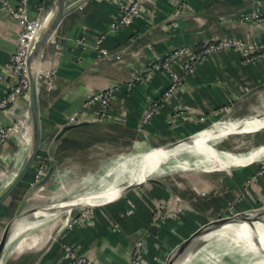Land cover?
Instances as JSON below:
<instances>
[{"label":"crops","instance_id":"0c3cea01","mask_svg":"<svg viewBox=\"0 0 264 264\" xmlns=\"http://www.w3.org/2000/svg\"><path fill=\"white\" fill-rule=\"evenodd\" d=\"M1 1L17 2L0 0V6ZM35 2L31 0L28 6L32 15L38 13ZM45 2L42 12L48 13L55 0ZM128 2L65 0L59 25L34 59L36 72L54 69L55 76L50 89L44 85L37 91L41 146L29 180L37 165L45 164L46 171L53 166V170L41 186L34 187L36 182L25 180L0 206V234L12 222L0 264H71L63 243L96 264H128L138 240L145 245L141 264H163L174 246L209 216H223L229 205L234 213L264 206V173L243 191L244 182L257 169L252 167L249 172L246 166H233L230 171L208 172L202 179L189 177L185 186L173 179L165 180L170 190L141 184L110 202L94 206L89 224L67 227V221L80 210L68 211L67 206L56 207L63 208L61 211L50 206L47 212L22 215L35 206L65 201L63 198L85 184L97 168V172L108 169L106 164L115 156L189 137L223 118L224 110L229 112L225 118L238 122L264 112V57L243 62L239 52L225 50L203 60L140 127L146 105L160 97L170 78L167 72L160 71L130 83L134 74L155 54H165L179 46L194 47L225 38L264 46V21L243 19L252 13L264 18V0H145L143 11L130 26L110 33L109 24ZM19 30L15 19L6 12L0 14V98L10 82L7 64L16 49ZM101 35L104 38L99 47L121 58L111 62L101 57L95 50ZM174 71L179 67L175 66ZM110 86L116 87L110 102L111 117L96 121L99 106H86L84 102L89 94ZM18 106L0 114L2 124L16 127L9 140L0 145V193L22 167L29 149L30 125L26 117L21 118ZM77 110L80 122L88 124L67 130L53 145L67 116ZM173 194L187 199L190 207L177 220L153 226V209Z\"/></svg>","mask_w":264,"mask_h":264},{"label":"built area","instance_id":"2783aa9c","mask_svg":"<svg viewBox=\"0 0 264 264\" xmlns=\"http://www.w3.org/2000/svg\"><path fill=\"white\" fill-rule=\"evenodd\" d=\"M31 0H17L16 3L10 4L1 1L0 14L6 12L15 19L19 25L20 30L16 39V49L11 54L7 67L9 68L10 82L8 84L7 92L0 98V114L11 111L10 108L19 104L21 118L27 116L28 110L26 108L28 102L29 78L27 68V57L30 50L42 31L48 13L42 12V6L46 4L45 0H36L35 7L38 13L30 14L28 6ZM145 0H130V2L123 5L113 22L109 24V32L116 33L124 28L130 26L133 21L143 11V4ZM179 1V0H177ZM181 4H179L180 6ZM42 12V14H41ZM243 19L246 22L262 23L264 18L258 13L245 15ZM104 37L101 35L96 41L95 50L104 60L111 61L114 58L117 60L121 58L120 54H111L107 50L100 48L99 44ZM82 42V41H81ZM225 50L237 51L241 54L243 62H252L258 58L264 57V46H260L250 41H243L237 38H225L219 40H211L203 42L194 47L179 46L169 50L165 54H155L151 61L140 68L132 77L130 83L140 82L147 78L150 74L164 71L169 75V83L167 84L160 97L155 100H150L146 105L142 117L140 119V127L146 124L149 119L157 112L161 102L166 101L172 94L178 91L182 84L186 81L188 76L195 72L197 66L209 57L212 53L222 52ZM113 62V61H111ZM175 66L179 67V71H174ZM55 76V70L37 71L36 85L37 91L44 85L50 89L52 80ZM116 92V87H107L103 90L91 93L87 96L84 104L98 105L96 121H108L111 117L110 102ZM22 103H24L22 105ZM26 103V105H25ZM229 114L224 110L223 118ZM81 121L79 111H74L66 118V124H75ZM14 125H5L0 122V145L9 140L15 132ZM36 172L33 177L34 182H37L45 173L46 165L40 164L36 166ZM159 204L155 206L152 211L151 219L153 222H159V213L161 212ZM128 213H131L128 211ZM94 215L93 208L82 209L80 213L71 217L67 221V227H71L76 223L89 224L91 217ZM62 248L67 255L71 264H96L84 254L79 253L72 245L63 243ZM145 252V245L141 240L134 243L128 264H141Z\"/></svg>","mask_w":264,"mask_h":264},{"label":"bare ground","instance_id":"6f19581e","mask_svg":"<svg viewBox=\"0 0 264 264\" xmlns=\"http://www.w3.org/2000/svg\"><path fill=\"white\" fill-rule=\"evenodd\" d=\"M220 122L212 125V129L214 130L204 129L196 137H191L189 143L179 144L168 149L158 147L145 152L141 156L140 154L138 156V154L134 153L127 155L120 160L121 164H119L125 176L118 182L116 178L108 189L103 190L111 175L112 169L116 166V160L110 161L106 164L108 169L101 173V175L93 174L89 176L86 183L90 187L86 193L70 199L67 196L63 198L66 199L65 201L58 203V207L67 206L69 211L70 208L77 205L96 206L97 204L110 202L129 189L144 183L148 178L152 177L149 175H163L165 171L161 166L164 164H167L165 168L172 172L192 168H214L222 170L230 166H246L258 161L264 162V145L257 147L253 151H248V153L236 155L234 152L220 151L215 146L210 145L208 143L210 140L217 139L229 132H234V126L238 124L237 121ZM256 125H260L261 127ZM253 126L258 127L254 130L264 129V120L253 124ZM248 132H252V130H243L238 134ZM139 157L141 159L137 160ZM68 214L71 216L70 212ZM244 216L245 218L238 220V223L227 224L202 236L201 238H209L212 241L203 246L201 249L202 253L205 251L209 255L208 253L216 249L223 256L229 254L248 255L251 258L259 259L260 263L264 264V213L252 211ZM34 220L36 221V219ZM6 239L7 235L4 239V245ZM191 257L192 253L186 254L182 263L179 264L189 261ZM212 262L213 260L210 256L203 259V263L209 264ZM198 263L203 264L202 262Z\"/></svg>","mask_w":264,"mask_h":264},{"label":"water","instance_id":"95a60500","mask_svg":"<svg viewBox=\"0 0 264 264\" xmlns=\"http://www.w3.org/2000/svg\"><path fill=\"white\" fill-rule=\"evenodd\" d=\"M65 13V0H55L53 9L51 10V12L48 14V18H46L45 24L42 28L41 33L39 34V36L37 37V39L35 40L30 53L27 57V68H28V78H29V90H28V102L26 105V108L28 110V114L27 116H25L29 122L30 125V142H29V149H28V153H27V158L25 159L22 167L20 168V170L18 171V173L16 174V176L14 177V179L5 187V189L0 193V206L2 205V203L25 181L26 176L29 174L30 170L34 167V163H35V159L38 155L40 146H41V133H40V119H39V110H38V106H37V97H38V92H37V85H36V71L34 68V59L39 55V53L42 51V49L45 47L48 39L50 38V36L52 35V33L55 31V29L57 28V26L59 25L63 15ZM19 111V110H16ZM264 120V112L260 113V114H256L253 117H249V118H244L242 120H239L238 124H236L234 126V132H229L226 135H223L217 139H213L210 140L208 143L210 145H215V143H219L222 140L230 137V136H235L238 133H240L241 131H243L245 128L250 127L251 125ZM88 122H78L75 124H70L67 125L65 124V126L63 128H61L56 136L54 137L53 140V145H55L56 143H58L60 137L63 135V133H65L67 130L73 129V128H77L79 126L82 125H87ZM214 124V123H213ZM212 124V125H213ZM210 125V126H212ZM210 126H208L207 128H209ZM205 128V129H207ZM204 130V129H201ZM201 130H199L197 133H199ZM197 133L183 138V139H179L173 142H168V143H164V144H160L157 146H152L151 148L147 149V150H143L141 152H137L138 156L140 154L143 155L145 154V152H148L149 150L153 149V148H157V147H161L164 149H168L170 147L179 145V144H183V143H189L190 138L194 135H196ZM140 160L141 158H137V160ZM136 164V162H135ZM134 164V165H135ZM53 170V166H50L49 169L44 173V175L36 182L34 183V187H38L43 185L51 176ZM125 174L123 171H121V173L118 175L113 176V178L111 179V181L109 182V185L106 186L103 190L108 189L113 181L116 179L117 182L120 180L121 177H124ZM144 183H150V184H155L158 185L160 187L166 188L168 190L169 187L165 185V183H163L162 181L155 179V178H148ZM132 189V188H131ZM129 189V190H131ZM58 203H52V204H47V205H40V206H35L32 207L31 209L25 211L24 213H22L23 216H27L30 214H37L41 211L43 212H47L46 209L50 208L51 209L54 208L58 211L63 210V208L60 210V208H56L58 207ZM73 208H94V206H90V205H77V206H73L71 209ZM65 210V209H64ZM69 210V211H70ZM56 211V212H58ZM252 211H260L261 213H264V207L262 208H258V209H254V210H249V211H243V212H236L227 216H223V217H219V218H213V219H209L206 220L205 222H202L201 224H199L198 226H196V228L194 230H192L184 239H182L176 246H174V248L167 254L163 264H179L182 263L184 257L186 256V254L189 253L190 248L192 246V243L194 241H196L197 239L201 238L202 236L216 230L219 229L227 224H234V223H238V220H243L245 218V214H247L248 212H252ZM12 226V222H9L4 229L2 230L1 234H0V256L2 254L3 251V246H4V239L7 235V233L9 232V230L11 229ZM184 264V263H183Z\"/></svg>","mask_w":264,"mask_h":264},{"label":"rangeland","instance_id":"374dc122","mask_svg":"<svg viewBox=\"0 0 264 264\" xmlns=\"http://www.w3.org/2000/svg\"><path fill=\"white\" fill-rule=\"evenodd\" d=\"M222 119H224V118L217 120L214 123V125H216V123L219 121H221V122H226V121L236 122L237 121L238 122L237 119H230V118H225L224 120H222ZM254 126L251 125L250 127L244 129V131L252 130V132H248L247 134L243 133L242 135L237 134L235 136H230V137L222 140L219 143H215V145H214L215 148L219 149L220 151L234 152V154L236 155V154H240V153H248V151H253L257 147L264 145V129L254 130V129L258 128V127H254ZM256 126H260V125H256ZM210 129H211V131L214 130V129H212V126L207 128V130H210ZM194 137L195 136H193V138ZM153 149H155V148H153ZM132 153L137 154V152H126V153H123L119 156H115V158L113 160H116V163H115L116 166L112 169L111 175H110L107 183L105 184L106 186L109 185V182L111 181L113 176H115L117 174L119 175L121 173L122 168H120V165H119V164H121L120 160L122 158L126 157L127 155L132 154ZM166 166H167V164H164L161 166L162 168H164L163 170L165 171V173L163 175H161V176L149 175V176H152L150 178H155V179H158L162 182H164L165 180L168 181V179H173L175 182H178L179 186H183V185L185 186L186 185L185 180L189 179V177L190 178L195 177L196 179L197 178L202 179L205 176L204 174H207L208 172H214L215 170H217L214 168H212V169H202V168H194L193 169L192 168V169H188V170H177V171L171 172L170 170L168 171L165 168ZM232 167L233 166H230L228 168H232ZM246 167H247V169L250 170L249 172H251L252 167L253 168L256 167L257 171H256V174H254L252 177L248 178V180H246L244 182L243 191H246L249 184L251 182H256V179L258 178V176H260V174L264 173V162L258 161L256 163L248 164V165H246ZM228 168H225V169H228ZM98 169L99 168H97V170ZM97 170L93 171L91 174L92 175L93 174L94 175H97V174L101 175V173H103L107 169H105V168L103 170L101 169V171H99V172H97ZM222 170H224V169H222ZM228 171H230V170L228 169ZM120 179H122V177ZM169 181H171V180H169ZM32 182H34V180ZM141 184H145V183H141ZM141 184H139V185H141ZM139 185H137V186H139ZM137 186H135V187H137ZM89 187H90V185L88 183L83 184L77 190H75L73 194L69 195L68 199H70L72 197H78V195L79 196L83 195L84 193H86L89 190ZM201 191L202 190H200L199 193H201ZM201 194L203 195V191ZM163 200L164 201L159 202V207L162 208L161 212L159 213V215H160L159 222L155 223L151 219V224L153 226L154 225L157 226L158 224L160 225L161 222H164V221H167L170 219L177 220L180 216L179 214L183 210L188 209L190 207L189 203L187 202L188 201L187 199H186L187 200L186 201L185 199L177 196L176 194L170 195V198H166ZM259 205H260L259 206L260 208L264 207L261 204H259ZM80 210H82V208H80ZM80 210L78 211V213L81 212ZM128 211L131 212V210H128ZM233 213H234V208H233V206L229 205L227 207V209L224 211L223 216H227V215H230ZM223 216H221V217H223ZM209 219H213V218L211 216H209L208 220ZM209 242H212L209 238H199L196 241H194L192 243V246H191L190 251L188 253V254L192 253V257L189 261L184 262V264H200L198 262L203 263V259L206 257H209V256L213 260V262L209 263V264H257V263L262 264V263H260L259 259L251 258L248 255L229 254V255L223 256L216 249H213L212 252L208 253L209 255H207V253H205V251L202 253L201 249L203 248L204 245L209 244ZM203 264H208V263H203Z\"/></svg>","mask_w":264,"mask_h":264},{"label":"trees","instance_id":"16d2710c","mask_svg":"<svg viewBox=\"0 0 264 264\" xmlns=\"http://www.w3.org/2000/svg\"><path fill=\"white\" fill-rule=\"evenodd\" d=\"M29 178H30V174H28V175L26 176V179H25V180H27L26 182L31 183V181L33 180V178H32V180H31V179L29 180ZM24 182H25V181H24Z\"/></svg>","mask_w":264,"mask_h":264}]
</instances>
